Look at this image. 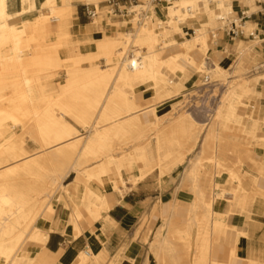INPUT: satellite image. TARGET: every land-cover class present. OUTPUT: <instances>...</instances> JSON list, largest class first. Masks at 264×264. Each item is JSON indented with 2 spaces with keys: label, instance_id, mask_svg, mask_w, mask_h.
<instances>
[{
  "label": "bare ground",
  "instance_id": "1",
  "mask_svg": "<svg viewBox=\"0 0 264 264\" xmlns=\"http://www.w3.org/2000/svg\"><path fill=\"white\" fill-rule=\"evenodd\" d=\"M91 1L103 8L99 0ZM143 1L131 8L147 10L151 19L135 23L134 32L111 36L96 23V16L84 34L71 30L76 22L73 0H42L39 7L35 0H20L21 8L14 13L8 10V0H0V99L9 101L0 103V261L61 264V250L38 263L24 251L25 244H44L52 230L82 233L79 220L84 214L100 222L102 231L115 227L116 221L104 214L110 208L108 190L114 188L122 197L154 171L166 189L177 172L168 178L163 174L196 151L176 190L188 193L187 215L175 220L179 203L175 196L171 214L144 234L148 250L142 264H151L152 259L155 264H233L237 259L264 264V187L256 176L244 184L239 166L251 156L243 143L225 134L244 118L239 110L243 95L264 84V63L258 53L264 25L249 18L261 9L255 0ZM239 3L245 6L246 37L235 39L224 31L220 19L231 14L235 20ZM34 10L39 11L34 17L10 22ZM51 22L56 30L49 33L46 25ZM94 35L99 37L97 48L73 54L77 43ZM130 44L137 48L128 55ZM64 48L67 56L61 58ZM219 49L227 55L235 51V61L246 58L253 63V77L242 78L243 62L235 69L226 68L217 59ZM166 50L170 54L164 56ZM195 52L201 60L193 57ZM97 58L105 64L92 63ZM65 63V82L49 90L47 72ZM204 72L212 85L228 84L209 122L196 121L179 103L187 97L201 100L202 81L195 84L192 76ZM146 83L154 95L136 102L135 95L148 90L141 88ZM140 114L148 117L147 123L140 121ZM90 123L92 133H81ZM27 139L36 147L29 149ZM254 164L264 177L262 165ZM70 174L72 179L66 181ZM224 174L226 181H236L234 187L219 181ZM54 195L66 202L65 214L43 219ZM138 233L137 228L109 264H121L122 252L137 247ZM218 242L228 245L229 262L213 258ZM88 248L91 252H80L74 264H100L107 257L89 240Z\"/></svg>",
  "mask_w": 264,
  "mask_h": 264
},
{
  "label": "crops",
  "instance_id": "2",
  "mask_svg": "<svg viewBox=\"0 0 264 264\" xmlns=\"http://www.w3.org/2000/svg\"><path fill=\"white\" fill-rule=\"evenodd\" d=\"M42 0H35L36 6L39 7ZM83 3H77L76 5V22L73 25L74 32H81L84 34L85 26L90 23L88 19L82 14L84 9ZM21 8L20 0H8V10L12 13L18 12ZM28 18H32L35 15L26 14ZM15 20L18 19L14 18ZM12 19V20H14ZM46 30L54 32L56 25L51 22L46 25ZM103 32L113 35L116 33L114 30H110L107 25L103 27ZM264 43V42H262ZM97 42L92 46L81 47L82 53L92 52L97 48ZM66 54V53H64ZM199 53H193V57L197 60ZM229 55L223 54L222 50L217 55V59L225 64ZM186 68L193 71L194 68L190 64H185ZM66 74H61L53 81H48L47 86L50 90L51 85H57L58 82H65ZM52 83V84H51ZM135 101L144 103V94H136ZM260 105L264 109V97L260 99ZM264 111V110H263ZM142 123H147L148 117L145 114L139 115ZM29 143L36 147L34 143L29 139ZM146 176L143 180L139 181L134 187L130 188L123 196L117 198L116 195L108 193L109 210L106 212L112 219L116 221V226L102 231L101 224L98 221H94L88 214H84L79 223L83 228V232L78 235L74 233H62L59 230H52L49 232L48 238L44 244L28 243L25 245L24 251L29 252L30 256H33L38 263H42L50 253H57L61 250L59 256V263L61 264H74L77 256L80 252L87 250L88 240L91 241L97 247L103 249L107 253V257L101 260L102 264H109V262L120 252V248L124 244H128L133 236L135 228L142 222L144 216L150 217L151 212L155 205L158 203L157 211L161 217H166L171 214V201L175 196H179V203L174 211V218L177 221L183 220L187 215V205L183 204L181 200V193L174 192L180 183L181 176L177 174L175 180L164 190H160L156 178L153 177L154 173ZM258 185L264 187V179H258ZM130 186V184H128ZM177 193V194H176ZM62 199H65L64 197ZM123 201V203L121 202ZM64 200H57L55 202V208L45 210V219L54 220L57 217H63L64 212ZM188 204V203H187ZM159 219L155 217L153 219L154 227L158 224ZM94 231V232H93ZM137 247L133 250H125L124 256L121 260V264H142L145 258L144 245L140 241L136 242ZM213 258L222 261L229 262V247L225 243H215L212 252ZM132 257L131 262L128 258ZM233 264H245L242 260L237 259Z\"/></svg>",
  "mask_w": 264,
  "mask_h": 264
},
{
  "label": "rangeland",
  "instance_id": "3",
  "mask_svg": "<svg viewBox=\"0 0 264 264\" xmlns=\"http://www.w3.org/2000/svg\"><path fill=\"white\" fill-rule=\"evenodd\" d=\"M102 1L104 0H99V2L97 3L100 7H102L103 5H105L104 3H102ZM142 2V1H141ZM73 3L75 5H77V3H83V4H89V8L93 6L96 7V3L94 1L91 0H73ZM134 9V8H132ZM97 11V15H96V23H98L99 26L103 27L105 25H107L109 27L110 30H114L116 31L115 34H113L112 36H118L121 33H125V32H134L135 29L137 28V26L134 24V21L130 20V18L128 16L124 17L122 20L121 19H115L111 14H109L108 11V7H103V8H96ZM38 10H34L30 13V15H36L38 14ZM238 13H235V15H237ZM23 18H27L26 15L24 16H20L18 17L17 20H21ZM251 20L259 22L260 24L264 25V12H261L260 14L256 13V15H252L250 17ZM17 20H10V22H14ZM89 21V20H88ZM90 22V21H89ZM73 27V26H72ZM71 30H73V28H71ZM219 32V31H218ZM101 34V33H100ZM99 32L96 31V36H100ZM108 34V33H107ZM109 35V34H108ZM95 36V35H94ZM95 36V37H96ZM178 39L180 38V35L176 36ZM99 38V37H98ZM97 37L94 39H90V40H82L80 43H77V46H75V48L73 49L75 55L82 53L80 51L81 47H85V46H90V45H94L99 39ZM212 39V38H211ZM210 39V41H211ZM235 39H239V37H236ZM163 44L161 43L160 46H162ZM137 47L133 46V45H129L127 53L129 55V51L136 49ZM220 51L222 49H219ZM219 51V52H220ZM29 52H31V50H27L23 53V56L27 55ZM218 52V53H219ZM66 53V54H64ZM259 55H260V61L264 63V43H262V48L261 50L258 51ZM170 54L169 50H166L164 53L165 55ZM67 56V52L64 49H62L60 51V57L61 58H65ZM237 58V53L233 50L229 51V57L227 59V62L224 64L226 68L229 67H233V69H235L236 67H238L241 62H243L242 67L243 70L241 71V73H244L242 75V78L244 79H250L253 77V71L252 69L254 68L253 63H250L248 60H246V58H242L241 60H236ZM202 59V55H199V58L197 60H201ZM67 63V62H66ZM66 63L59 67L58 69L54 70L53 72L50 73L47 72V81H53L55 78L59 77V75L61 74H66L67 71V67H66ZM83 66H89V62L87 61H82L81 62ZM92 63H97L98 65H104L105 62L102 59H93ZM204 73H197L194 74L192 77L195 81V84H199L202 81V77L204 76ZM170 77H172L170 75ZM225 80L221 81L224 82ZM63 82H58L57 85H51L52 88H57L60 84H62ZM220 87V88H219ZM228 87V84H220V85H215L213 87H211L212 89L210 90V92L203 93V97L201 98V100H197L194 101L193 99H189L188 97L185 99H182V101H179V103L181 102V105H185L184 106V110H187L188 112L191 113V117L193 119H195L196 121L199 122H206V121H212L214 119L215 116V109L216 107H218V100L220 99L223 91ZM142 89H148L145 93V99H150L152 97V95H154L155 91L153 88L150 87V83H146L143 84L141 86ZM8 93H10V91H6ZM202 92V91H201ZM213 94H215L216 96H214ZM264 97V84L263 83H259L257 85L254 86L253 90L248 92L247 94L243 95L242 97V106L239 108L240 112L243 114L244 118L242 119L241 123L238 126L235 125H230L229 128L225 129V134L235 137L239 142L244 144V148L247 152H249L251 159L252 160H245L243 161L239 168L240 171L242 172V176H243V182L244 184L249 183L250 178L253 176H256L258 179H263L264 177L261 176L258 172V169L256 167V164H254L255 162H258L262 165V167L264 168V140L258 141L255 137L256 136H263L264 137V109L261 107L260 105V99ZM179 98V97H178ZM177 98V99H178ZM188 100H192L191 102ZM194 102H197V104L199 105L198 107L194 106ZM0 103L1 104H5V105H9V101L6 99H0ZM178 103V101H174V105H176ZM82 128V127H81ZM91 123L87 124V127L84 128L83 130L81 129L80 132L83 134H91ZM253 130V132H249V130ZM18 130V128H17ZM87 131V133H86ZM27 143V147L29 149H33V145H31V143H29V139L26 140ZM33 143V142H32ZM198 148V147H197ZM119 151V150H118ZM196 151H194L192 154L187 156L186 161L182 164V165H178L175 168L166 171L163 174L164 178H168L169 175L171 173L177 172L178 175H180L182 177L183 171L184 169L188 166V159L193 158L195 155ZM124 177H126V173L123 172ZM159 176L160 174L156 171L153 175V177L156 178V182L160 188V190H164L161 185H160V181H159ZM73 177V174H70V176L66 179V181H70ZM112 179L115 180L114 175H111ZM225 174L219 179V181H221L225 186L227 187H234L236 185V181H231L228 182L225 180ZM118 187H121V184L118 183L117 184ZM177 188L174 190V192H176ZM128 190H126L127 192ZM125 192V191H123ZM125 192V193H126ZM108 193L110 194H114L117 196V198H121L120 192L118 190L110 189L108 190ZM181 200H183V204L187 205L188 203V193L187 192H181ZM56 195H54L51 198V202L48 204L51 208H55V202H56ZM47 205V206H48ZM157 207H158V203L155 205V207L153 208L150 217L144 216L142 222L135 228V230L138 228L139 233L136 235L134 242H138L140 241V243H142L144 245V250L145 253L148 250V245L146 243L143 242V237L144 234H146L147 229H154V225H153V219L155 217H158L159 222H162V217L159 215L158 211H157ZM47 208V207H46ZM45 212V211H44ZM104 214H106L104 212ZM43 219L46 217L45 213L42 214L41 216ZM134 230V231H135ZM134 232H133V236H134ZM132 236V238H133ZM28 243H26L25 245H27ZM87 250L89 252H91V250L89 248H87ZM122 259H123V252L121 255ZM121 259V260H122ZM0 264H6L5 262L0 261ZM7 264H25L22 261H19L18 259L13 261V262H8ZM102 264V262L100 263ZM151 264H155V261L152 259L151 260Z\"/></svg>",
  "mask_w": 264,
  "mask_h": 264
},
{
  "label": "built area",
  "instance_id": "4",
  "mask_svg": "<svg viewBox=\"0 0 264 264\" xmlns=\"http://www.w3.org/2000/svg\"><path fill=\"white\" fill-rule=\"evenodd\" d=\"M142 1V2H141ZM169 0H147V2L149 4H155V3H162V2H166ZM255 2L259 5L261 12H264V0H255ZM102 3H104L105 5H103V7H108V11L109 14H111L115 19H123L124 17L128 16L131 20L134 21V24H142L144 23L146 20L151 19L149 16V13L147 10L144 9H139V10H135L132 9L131 6L133 4H137V3H142L145 4L143 0H104L102 1ZM240 5V3H239ZM245 6H241L238 10H236V13H238L234 19L233 15H229L227 19L221 18L220 21L222 23V28L224 29V31L230 35L231 37H246V32L243 28V18L244 16H246L245 11H244ZM82 14L88 19L91 20L93 17H95L97 15V11H96V7L92 5L91 8H89V5H84V9L82 11ZM252 15H256L255 13L249 15V18ZM219 29L216 30V32H218ZM213 35H217V33H213ZM249 36H252V34H250ZM223 54H226V50H222ZM227 55V54H226ZM216 85V84H215ZM212 85L206 76L202 77V85L200 86V89L202 91V93H208L210 92V90L212 89L211 87L215 86ZM220 85V84H218ZM207 86V87H204ZM220 88V87H219ZM188 101H192V100H188Z\"/></svg>",
  "mask_w": 264,
  "mask_h": 264
}]
</instances>
